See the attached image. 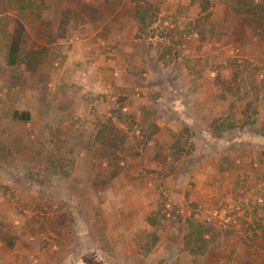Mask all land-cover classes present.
<instances>
[{
	"label": "rangeland",
	"instance_id": "374dc122",
	"mask_svg": "<svg viewBox=\"0 0 264 264\" xmlns=\"http://www.w3.org/2000/svg\"><path fill=\"white\" fill-rule=\"evenodd\" d=\"M26 1L0 39V264H264V0ZM156 95L250 102L214 137Z\"/></svg>",
	"mask_w": 264,
	"mask_h": 264
},
{
	"label": "crops",
	"instance_id": "0c3cea01",
	"mask_svg": "<svg viewBox=\"0 0 264 264\" xmlns=\"http://www.w3.org/2000/svg\"><path fill=\"white\" fill-rule=\"evenodd\" d=\"M16 2L17 3L19 2L18 3V6L16 5ZM26 2H27L26 0H0V39H2L4 36H6L9 39H11L12 38L13 31H14L13 25L15 23V18L16 17L13 14L8 13L6 9H10V7H22V8L23 7H26L27 5L24 4ZM184 4H186L185 6H189V2L188 3L186 2ZM20 22L22 23L21 20H20ZM95 22L101 24V28H100V31H98L97 33L94 30H92L91 36L92 37L93 36L94 37L95 36H98L100 38V40L103 41V38H104V16L100 17V19L98 21L96 20ZM121 22H123V21H121ZM124 23H126V22L124 21ZM165 23L167 24V22H165ZM119 28H120V26H119ZM26 30H28V26H26ZM122 31H127L125 29V26L122 27ZM121 35H125V34H121ZM130 36H132V35H130ZM125 37H127V36H125ZM131 38H132L131 39L132 42L133 41H137V40L140 41V39H137L136 38V34H134V36L131 37ZM154 40H155V38H154ZM124 41L127 42V43H129L130 39L128 41V40H126L124 38ZM195 47H196L195 48L196 49V55H200V54H202L203 51H205L204 47L202 45H200L199 43L196 44ZM0 51H2L1 50V47H0ZM249 51L250 50H248L247 56L249 57V59H252L250 57H253L254 54H252ZM3 52L4 51H2V53ZM0 54H1V52H0ZM151 58H152V55H151ZM162 66L165 68V70H173V72L174 71H177L176 68L169 69V67H167L166 65H162ZM131 70H133V69H131ZM174 75L176 77H178V78H182L181 79L182 80L181 83H185V85H184L185 87H189L190 86L192 89H196V88H199L200 85L202 84L201 83L202 81L198 79L199 77L190 76L189 68H182L180 72H176L175 74H173V76ZM187 76H188V78H187ZM191 77H192V79L190 80ZM130 78H134V76L132 74H130V75L129 74H126L124 80H122L120 82H126V81L127 82H130L131 81ZM156 80H157L156 82H161V80H160L159 77ZM133 82H134V85H137L138 80H134ZM139 83H140V81H139ZM155 92L156 91H154V93ZM216 97L217 96H215V95L214 96H211V97H208L207 101L206 100L203 101L202 99H197V101L194 104L198 105L199 102L202 101L201 104H204V105L207 104L208 107H206V109H205L204 108V105H201L200 108H196V111L193 112V106L191 105V103L190 102H183L184 99H177L176 101H174L172 103L165 101V105H164V104H162V103H164V101L161 102L162 100H164V97H160L159 98V96L156 95V97H152V98H148V99L147 98H144V100H146V102H148L147 105H146V107H145V110H146V112H148L151 109L155 110L161 104V109L164 110V111H166V113H167L166 117L168 118V120H170V121L176 120V122H178L181 118H182V121H183V118H185L184 120L188 122V125H194L192 123L191 119L198 118L199 117V118H201V119L204 120V119H206V117H205L204 114H208V111L211 109V113H212L211 117L212 118H210V121L207 120V119L204 120L205 123L202 124L201 126H202L203 131H205V129H207V131H214L213 135H214V137H216L217 135H219V132H218L219 130H217L216 128H214L212 126V123H213V120L214 119H220L223 116L222 113L225 112L226 109H227L226 107H223V105L224 106H228L229 112L234 113L235 115L240 116L239 114H241V113L239 112V109L241 110V108L240 107H237V106L239 104H242V103L248 104L250 102V99H248L245 102H237V101H234L233 103H230V102H227V103L224 102L223 103L222 100H219ZM157 102L158 103L161 102V103L158 104ZM135 104L136 103L132 104V106L134 107ZM78 105H79V102L77 103L76 107H78ZM92 111H93V105L92 104H90V105L87 104V107L85 108V112L87 113V116H90L91 115L90 112H92ZM252 111H255V109L253 108ZM140 113H142V112H140ZM140 113L138 112L139 115H140ZM245 113L246 114H249V112H246V111H245ZM144 115H140V116H142L141 118H144L145 117ZM160 118H163V117L159 116L157 119H160ZM162 122H163V120H162ZM172 123L173 122H169L168 124H165L164 122L163 123H160V121H157L156 122V125L158 126L157 127L158 128V131H161V133H164V135H170V133H172V135H176V133H179V132H176V131H180L177 128V125L179 123H176V124H172ZM263 126H264L263 122L260 121V127H263ZM190 128L193 129V128H195V126L194 127L191 126ZM142 163H143V165H142L143 168H145V167H147V168H157V166H159L158 160H155V162H153L151 160H148V157H147V159L145 158L144 161H142ZM142 163H141V161H138L137 167H140L141 168V164Z\"/></svg>",
	"mask_w": 264,
	"mask_h": 264
},
{
	"label": "trees",
	"instance_id": "16d2710c",
	"mask_svg": "<svg viewBox=\"0 0 264 264\" xmlns=\"http://www.w3.org/2000/svg\"><path fill=\"white\" fill-rule=\"evenodd\" d=\"M18 51H19V40H15L13 43H12V46H11V58L12 60L10 61V64H14L16 62V57H17V54H18ZM14 117L16 119H20V120H29V113L28 112H25V113H19L18 111L14 113Z\"/></svg>",
	"mask_w": 264,
	"mask_h": 264
}]
</instances>
